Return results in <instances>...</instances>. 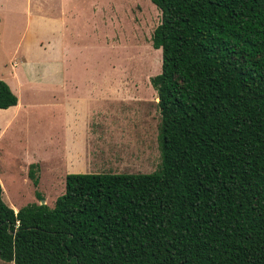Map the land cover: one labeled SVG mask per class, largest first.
<instances>
[{"label": "trees", "instance_id": "obj_1", "mask_svg": "<svg viewBox=\"0 0 264 264\" xmlns=\"http://www.w3.org/2000/svg\"><path fill=\"white\" fill-rule=\"evenodd\" d=\"M150 1L157 168L69 173L15 212L0 187V261L264 264V0Z\"/></svg>", "mask_w": 264, "mask_h": 264}, {"label": "rangeland", "instance_id": "obj_2", "mask_svg": "<svg viewBox=\"0 0 264 264\" xmlns=\"http://www.w3.org/2000/svg\"><path fill=\"white\" fill-rule=\"evenodd\" d=\"M9 1L14 4V12L0 11V80L8 78L10 58L23 55L28 60H40L43 49L39 42L45 46L48 42L47 51L65 58L55 64L56 71L105 75L101 80L116 84L117 99L124 98L114 104V115L108 118L115 128L106 135L107 124L94 116L86 120V129L99 141L111 138L109 148L121 145L124 155H92L91 163L88 159L65 165L58 145L62 138L59 102H52L50 90L33 79L31 97L19 90L15 94L18 105L0 109L3 202L15 212L26 203L38 202L36 191L42 197L39 203L43 200L51 206L63 192L66 170L67 174L76 170L154 171L160 161L159 113L149 77L159 73L161 57L160 49L151 47L150 35L159 23V10L150 0ZM35 62L32 74L49 69ZM89 111L84 112L83 120ZM30 168L37 178L36 186L28 176Z\"/></svg>", "mask_w": 264, "mask_h": 264}, {"label": "crops", "instance_id": "obj_3", "mask_svg": "<svg viewBox=\"0 0 264 264\" xmlns=\"http://www.w3.org/2000/svg\"><path fill=\"white\" fill-rule=\"evenodd\" d=\"M0 11H2V13L3 11L14 12L13 2L9 0L0 2ZM38 46L43 49V56L40 60L36 62L34 58L28 60V58L23 55H20L17 59L10 58L8 78H3V80L14 95H17L20 90L24 92L27 91L30 97L32 96V80H40L41 82L37 84L50 90L51 101L59 102L57 110H59L58 115L61 117L62 138L58 145L61 146L60 155H63L64 163L67 161L65 165H70L82 160L87 162L88 159L90 160L89 163H91V160L94 159L92 155H124L122 148H120L121 145H115V147L109 148L108 141H111V138L105 139L104 142L99 141L95 138V133L93 131L89 132L86 129L87 125L85 124L86 120H90L94 116L100 117L103 119L102 122L107 124L105 126V134H111V129L115 127L108 122V118L114 115V104L121 100L117 99L116 84L112 85L110 82H103L101 78L105 75L101 73L89 75L64 70L56 71L54 67L55 64L63 63L65 58L47 51L46 48L49 46L48 42H46V46L45 43L39 42ZM60 58L61 61L59 60ZM32 62H40L39 64L47 65L49 69L40 72L36 71V73L32 74ZM122 99L124 100V98ZM18 103L19 99L16 97L15 106H17ZM87 109L90 111L86 115V119L83 120L84 112H86ZM102 144H104V146L98 148V146ZM80 155H84V159ZM67 171L68 170H66L65 174L68 173ZM74 172L79 173L80 170ZM94 173L101 172L95 171ZM0 262L2 264H12V262Z\"/></svg>", "mask_w": 264, "mask_h": 264}, {"label": "water", "instance_id": "obj_4", "mask_svg": "<svg viewBox=\"0 0 264 264\" xmlns=\"http://www.w3.org/2000/svg\"><path fill=\"white\" fill-rule=\"evenodd\" d=\"M40 203H43V200H41Z\"/></svg>", "mask_w": 264, "mask_h": 264}]
</instances>
